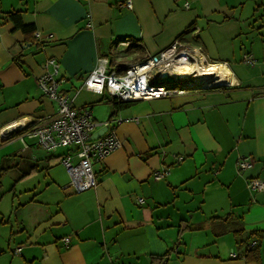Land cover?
<instances>
[{
	"label": "crops",
	"instance_id": "1",
	"mask_svg": "<svg viewBox=\"0 0 264 264\" xmlns=\"http://www.w3.org/2000/svg\"><path fill=\"white\" fill-rule=\"evenodd\" d=\"M123 2L0 0V131L55 110L36 80L48 57L74 106L89 107L98 122L122 118L114 123L121 145L93 162L97 183L81 192L64 187L61 158L47 159L65 149L42 153L34 138L0 135L3 174L21 170L11 207L0 205V264H151V254H167L163 264H264V189L247 186L264 179V0ZM10 12L34 32L24 33ZM175 38L223 64L228 84L116 109L108 93L82 86L98 55L113 68L129 65ZM116 49L122 57L113 58ZM240 156L250 166L238 169ZM34 162L40 170L21 178ZM164 166L168 173L154 178ZM254 241L260 260L248 261L244 245Z\"/></svg>",
	"mask_w": 264,
	"mask_h": 264
},
{
	"label": "built area",
	"instance_id": "2",
	"mask_svg": "<svg viewBox=\"0 0 264 264\" xmlns=\"http://www.w3.org/2000/svg\"><path fill=\"white\" fill-rule=\"evenodd\" d=\"M123 5L132 9V0H124ZM119 43L127 44L128 41L122 40ZM244 61L253 63L254 60L250 55H246ZM186 63L189 70L179 74L178 66H184ZM210 65L215 64L201 49L186 47L175 38L167 48L130 63L122 71L110 65L108 55H98L82 86L100 93L106 92L117 100L135 101L167 97L184 93L189 89L215 88L228 84L227 80H221L217 71L208 70ZM41 66L43 71L36 79L37 84L43 95L54 102L55 110L40 117L21 116L4 125L0 135L6 138L17 133L21 140L23 136L34 138L46 151L66 147L60 160L69 178L64 187L81 192L97 183L92 169L93 162L104 159L121 145L114 123L118 124L122 118H109L98 122L89 107L74 106L68 94L60 88L62 77L59 76V64L54 57L46 58ZM163 70L172 77L170 80L160 79ZM100 126H106V130L92 138V132ZM250 164L249 156H240L237 160L240 170ZM168 170L166 166L155 170L153 177L161 179ZM247 186L252 190L264 189V179L251 177L247 181ZM142 200V197L137 198V202ZM63 241L68 245L69 236L63 237ZM14 251L19 252L20 247Z\"/></svg>",
	"mask_w": 264,
	"mask_h": 264
},
{
	"label": "trees",
	"instance_id": "3",
	"mask_svg": "<svg viewBox=\"0 0 264 264\" xmlns=\"http://www.w3.org/2000/svg\"><path fill=\"white\" fill-rule=\"evenodd\" d=\"M9 16L15 21V25L19 26L22 31L24 33H33L34 32V27L32 25L29 24H24L21 22L20 18H19V14L18 12H10ZM142 57V56H141ZM145 58V57H144ZM112 64L111 59H110V65ZM112 66V65H111ZM127 67L126 64L124 65H116L114 66L115 69H117L118 71H122ZM113 100V105L115 107V109L117 107H122L127 105L130 101H121V100H117L115 98L112 99ZM62 157V155H49L47 156V159L50 161H56L58 159H60ZM40 170L37 162H34L32 165L28 166L26 170H23L21 173V178L26 177L36 171ZM5 171V167H3L2 165H0V178L3 174V172ZM0 187H1V179H0ZM235 233H239L241 231V228H236L234 229ZM257 233V232H254ZM244 244L243 241H241L239 243V245ZM244 253H245V258L248 261H258L260 260V246L259 244L254 241V243H252L251 245H244ZM167 254H162V255H156V254H151L150 258H151V264H163L164 260H166V256Z\"/></svg>",
	"mask_w": 264,
	"mask_h": 264
},
{
	"label": "rangeland",
	"instance_id": "4",
	"mask_svg": "<svg viewBox=\"0 0 264 264\" xmlns=\"http://www.w3.org/2000/svg\"><path fill=\"white\" fill-rule=\"evenodd\" d=\"M124 54V50L122 49H116L115 51H113L112 56L113 58H120L122 57ZM66 149V147H59V150H63ZM42 153H45L44 151H41ZM60 164V163H59ZM20 168V166L18 167ZM55 170V169H54ZM61 172V167L59 169H56L53 173L56 172ZM21 170L20 169H9L7 170L1 177V187H0V194L2 195V197L0 198V205L2 209H6V208H10L11 207V200H12V187L13 184L16 182L15 181V176L16 174H18ZM35 179H33L32 181H25L23 183H21L19 186L20 187H27L28 185H31L30 182H34ZM14 206L17 205V202L13 203Z\"/></svg>",
	"mask_w": 264,
	"mask_h": 264
},
{
	"label": "bare ground",
	"instance_id": "5",
	"mask_svg": "<svg viewBox=\"0 0 264 264\" xmlns=\"http://www.w3.org/2000/svg\"><path fill=\"white\" fill-rule=\"evenodd\" d=\"M178 70H179V74L186 73L187 70H189L188 63L184 64V66L179 65ZM208 70L210 72L217 71V74L220 76L221 80H226L230 78V72L223 64L210 65L208 67Z\"/></svg>",
	"mask_w": 264,
	"mask_h": 264
},
{
	"label": "water",
	"instance_id": "6",
	"mask_svg": "<svg viewBox=\"0 0 264 264\" xmlns=\"http://www.w3.org/2000/svg\"><path fill=\"white\" fill-rule=\"evenodd\" d=\"M172 77L170 75H168L166 70L161 71L160 73V79L163 80H170ZM106 130V126H103L102 128H99L98 130H96L91 137H96L98 136L100 133L104 132Z\"/></svg>",
	"mask_w": 264,
	"mask_h": 264
}]
</instances>
